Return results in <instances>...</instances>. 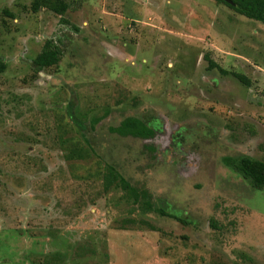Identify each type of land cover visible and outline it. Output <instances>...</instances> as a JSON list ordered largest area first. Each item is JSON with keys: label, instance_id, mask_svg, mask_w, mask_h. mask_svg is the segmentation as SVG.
Masks as SVG:
<instances>
[{"label": "rangeland", "instance_id": "rangeland-1", "mask_svg": "<svg viewBox=\"0 0 264 264\" xmlns=\"http://www.w3.org/2000/svg\"><path fill=\"white\" fill-rule=\"evenodd\" d=\"M0 61V264H264L263 23L214 0H0Z\"/></svg>", "mask_w": 264, "mask_h": 264}, {"label": "trees", "instance_id": "trees-1", "mask_svg": "<svg viewBox=\"0 0 264 264\" xmlns=\"http://www.w3.org/2000/svg\"><path fill=\"white\" fill-rule=\"evenodd\" d=\"M217 3L223 4L236 12L237 14L244 16L248 19L255 20L258 22H261L264 24V0H214ZM63 6V11H66V5L61 2ZM40 8V5L36 3L34 5V11L38 12ZM62 52L59 48L53 47L51 45V42H48L45 46V49L43 52L34 60V65L36 67L37 73H40L44 69L51 68L53 66H56L60 60H61ZM210 62V69H218L223 75H228V71L221 68L219 65H217L214 61H212L209 57H207ZM6 69V65L0 61V71L3 72ZM236 78H238L241 82H243L246 85H249L248 79L240 74L234 75ZM69 115L71 120L78 126V128L81 131L87 130V127L84 123H82L70 110ZM72 152L76 153L78 152L77 149H73ZM81 152V151H79ZM165 213V212H164ZM168 217H173L176 220L182 221L179 218L175 216H171L168 214Z\"/></svg>", "mask_w": 264, "mask_h": 264}, {"label": "water", "instance_id": "water-1", "mask_svg": "<svg viewBox=\"0 0 264 264\" xmlns=\"http://www.w3.org/2000/svg\"><path fill=\"white\" fill-rule=\"evenodd\" d=\"M229 1V0H228Z\"/></svg>", "mask_w": 264, "mask_h": 264}]
</instances>
